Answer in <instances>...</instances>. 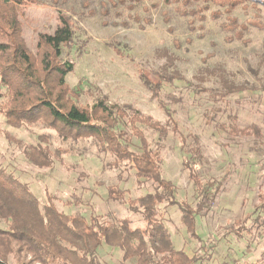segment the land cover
<instances>
[{
    "label": "rangeland",
    "instance_id": "1",
    "mask_svg": "<svg viewBox=\"0 0 264 264\" xmlns=\"http://www.w3.org/2000/svg\"><path fill=\"white\" fill-rule=\"evenodd\" d=\"M45 2L44 6L24 9L22 23L28 49L35 50L40 33L53 32L57 11L70 15L74 37L63 47L62 60L73 65L65 77L72 92L71 100L83 108L101 99L108 105L131 106L164 127H169L166 111L171 113L181 136H191L186 138L184 149L176 134L169 133L160 139L152 130L139 124L136 127L144 134L150 149L159 150L162 176L176 186V200L190 205L194 204V193L182 158L184 150L193 147V137L198 139L202 160L194 168L202 182H220V188L214 201L208 202V211L197 216L194 236L186 231L176 206L167 210L164 222L174 247L188 256L195 253L205 256V261L199 264L264 261V211L260 209L264 204V92L260 90L264 83V7H260L258 17L251 7L234 11L238 20L248 26L245 39L249 43L244 46L239 42L225 43L218 23L209 18L203 30L196 27L194 31L187 30L186 20L177 16L172 7L161 5L152 12V25L140 30L136 25L124 28L110 24L120 23L129 13L119 8L121 15L117 17L114 9H110V14L103 18L98 13L99 0H91L90 8L95 12L90 17L78 16L81 0ZM164 10L172 15L169 24L162 20ZM216 10L211 7L210 11ZM137 11L142 13L140 9ZM168 27L173 29L172 33ZM161 70L175 79L164 82L158 96L152 98L141 82L140 71ZM220 75L234 86L244 85L250 90L223 101L211 95L224 92ZM219 109L221 113L215 114ZM228 113L237 117L239 129L257 127L261 137L230 139L220 128L229 124ZM3 123L0 114V125ZM4 129L21 144H8L0 137V164L27 184L41 205L46 202V192L67 213L81 209L88 216L93 209L96 214L128 218L133 227L144 226L140 216L129 212L126 203L150 191V182H137L132 170L112 168V157L95 141L63 140L43 124ZM122 129L119 126L117 131ZM130 131L126 133L129 135ZM129 144L133 151L140 149L135 136H130ZM34 146L35 156L28 158L24 151ZM111 186L126 191L123 202L109 199ZM72 196L84 202L80 209L74 206ZM121 255L119 249L102 245L95 262L135 264L133 260L123 262ZM21 262L37 264L24 253L14 252L8 260V264Z\"/></svg>",
    "mask_w": 264,
    "mask_h": 264
},
{
    "label": "trees",
    "instance_id": "2",
    "mask_svg": "<svg viewBox=\"0 0 264 264\" xmlns=\"http://www.w3.org/2000/svg\"><path fill=\"white\" fill-rule=\"evenodd\" d=\"M45 4V0H0V114L5 121L1 124L3 126L0 125V137L8 144L20 145L21 142L4 128L17 130L24 126L43 124L63 140H93L112 157V168L132 170L137 182H150L151 190L126 203L129 212L140 216L144 224L142 228L133 227L128 218H113L108 213L96 214L93 209H90L88 216L84 215L79 207L84 202L76 196H72L74 206L80 210L73 212L59 209L55 197L46 192V202L41 205L29 186L21 183L0 164V264H8L14 252L18 255L27 254L37 264H96L97 250L102 245L119 249L123 262H204L206 257L203 255L195 253L188 256L184 251L177 250L164 222L167 210L176 206L180 221L186 231L194 236L197 216L208 211V202H213L218 194L220 182H202L194 168L197 161L202 160L198 139L193 137V147L186 148L182 158L194 193V204L190 205L176 200V186L162 176L159 150L150 149L136 124L152 130L160 139L169 133L176 134L182 141L183 149L186 138L191 136H181L177 123L168 111L166 121L169 127H164L131 106L108 105L103 99L88 108L77 106L71 100L72 92L65 83V77L73 70V65L62 60L63 47L71 43L74 37L72 17L57 11L55 29L51 33L38 35L33 52L28 49L24 39V9ZM90 5L91 0H81L82 9L78 16H93L95 11ZM161 5L172 7L177 16L185 19L189 31H194L195 27L203 30L209 18L218 23L225 43L239 42L246 46L249 43L245 39L248 26L233 13L238 8L251 7L256 11L255 17H258L260 7H264V0H99L98 13L106 18L110 9H114L115 16L120 17L121 8L129 13L127 18L120 23L110 24L124 28L136 25L138 29L145 30L153 23L152 12ZM211 7L217 10L210 11ZM161 14L163 22L169 24L172 15L166 10ZM103 23L106 25L105 20ZM168 31L172 33L173 29L168 27ZM163 71H140L141 82L151 92L152 98L158 96L164 82L170 83L175 79ZM253 73L256 75V72ZM219 77L224 92L220 95L211 92V95L223 101L228 96L250 90L244 85L234 86L223 75ZM260 90L264 92V83ZM217 113H221V110H217ZM227 119L229 124L220 128L230 139L253 135V140H257L261 137L257 127L239 129L235 115L228 113ZM119 126L123 127L122 131H117ZM126 130H131L129 135ZM131 135L139 140L138 151L130 147ZM35 147L24 151L28 158L30 155L35 156ZM42 158L45 159L44 156ZM125 194L126 191L117 186L108 188V197L113 202H123ZM260 209L264 211V204ZM242 264H264V261H245Z\"/></svg>",
    "mask_w": 264,
    "mask_h": 264
}]
</instances>
